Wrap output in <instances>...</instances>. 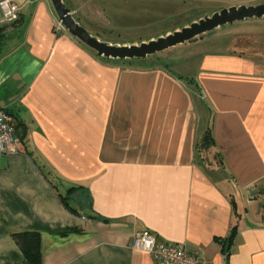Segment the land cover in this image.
Wrapping results in <instances>:
<instances>
[{"label":"crops","instance_id":"obj_1","mask_svg":"<svg viewBox=\"0 0 264 264\" xmlns=\"http://www.w3.org/2000/svg\"><path fill=\"white\" fill-rule=\"evenodd\" d=\"M7 1L19 7V21L2 27L0 107L12 114L20 144L0 158V264H29L19 234L37 236L40 264H154L132 247L143 231L209 264H264V19L177 46L179 58L105 60L54 32L50 0ZM158 1L170 14L199 7L206 16L264 5L63 3L99 40L130 45L104 37L150 28ZM187 50L195 69L181 66ZM208 129L213 146L200 153ZM71 187L80 190L66 206L61 197ZM232 229L226 259L222 243Z\"/></svg>","mask_w":264,"mask_h":264},{"label":"water","instance_id":"obj_2","mask_svg":"<svg viewBox=\"0 0 264 264\" xmlns=\"http://www.w3.org/2000/svg\"><path fill=\"white\" fill-rule=\"evenodd\" d=\"M57 20L64 30L82 45L92 50L97 57L105 60H144L156 55L190 43L195 39L213 32L216 29L249 20L264 19V5L233 6L222 9L209 16H204L173 33L152 39L148 42L130 45H113L99 40L82 27L72 12L63 3V0H50Z\"/></svg>","mask_w":264,"mask_h":264},{"label":"built area","instance_id":"obj_3","mask_svg":"<svg viewBox=\"0 0 264 264\" xmlns=\"http://www.w3.org/2000/svg\"><path fill=\"white\" fill-rule=\"evenodd\" d=\"M19 20V7L7 0L0 1V27L12 25ZM65 31L59 21L54 26L57 34ZM14 118L4 108L0 107V158L8 153L16 152L20 139L15 135ZM258 202L264 219V176L261 178V191ZM132 247L150 254L154 264H209L198 255L190 253L184 245L159 242L151 233H137L132 241Z\"/></svg>","mask_w":264,"mask_h":264},{"label":"rangeland","instance_id":"obj_4","mask_svg":"<svg viewBox=\"0 0 264 264\" xmlns=\"http://www.w3.org/2000/svg\"><path fill=\"white\" fill-rule=\"evenodd\" d=\"M125 10H132V8L129 7H125ZM204 11H206V9H202L199 7H194V8H190L187 9L183 12H179L177 14H170V10L169 8L165 7L162 5V2L158 1L157 3V14L155 15L156 18V23L154 25H151L150 28L148 29H141V31H136V30H130L131 27H123V31H120V37H104V38H108L109 40H117V41H122V42H129V43H141V42H148L152 39H157L159 37L165 36L167 34L173 33L175 30H179L184 28L185 26L190 25L191 23H193L194 21H198L199 19L203 18L204 16H206V14H204ZM213 14V13H212ZM133 16L134 13H130V14H126V16H124V21H126L127 23H132L133 20ZM124 25H126V23L124 22ZM226 27V26H225ZM223 27V28H225ZM125 28V30H124ZM213 32L211 33H207L204 36L207 37L209 35H212ZM116 34V32H115ZM118 34V33H117ZM182 49V48H181ZM181 49L179 47L177 48H173V49H169L165 52L160 53V55L158 54L159 58H162V60L164 61L165 55L168 54H172L173 56L179 58V56H181ZM188 50L186 52H183L184 57L186 56V58L188 57L189 60H182L181 62H179L182 64L181 66L184 69H189L191 67H193V69L197 68L194 66L199 62L197 61V58L194 57L192 58L190 56V54H188ZM182 54V55H183ZM173 57V58H175ZM161 60V62H163ZM150 61H154V60H150ZM165 63H168L167 61ZM169 64V63H168ZM171 66V65H170ZM175 67V66H174ZM173 67V68H174ZM176 69H179L178 67H175ZM179 69L177 72H181Z\"/></svg>","mask_w":264,"mask_h":264},{"label":"trees","instance_id":"obj_5","mask_svg":"<svg viewBox=\"0 0 264 264\" xmlns=\"http://www.w3.org/2000/svg\"><path fill=\"white\" fill-rule=\"evenodd\" d=\"M19 21V20H18ZM18 21L16 23H18ZM16 23H13L12 26H14ZM3 28L0 27V45L6 40V35L3 32ZM0 56H1V51H0ZM213 146V140L210 134V130L208 129L201 139L199 140L197 144L198 150L201 152L206 153L211 147ZM80 190V188L77 187H71L67 190V193L65 194V197H61L62 202L64 205L67 206L66 199L70 194L73 192ZM73 231V230H71ZM235 233V229H232L229 238L222 243V254L224 255V258L227 259L229 251H230V245L231 241L233 239ZM14 238L20 245V248L22 249L26 260L28 261L29 264H40V255H39V249H38V238L36 235H15Z\"/></svg>","mask_w":264,"mask_h":264}]
</instances>
